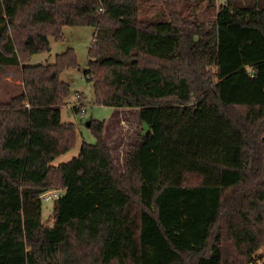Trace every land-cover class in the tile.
Here are the masks:
<instances>
[{
    "label": "trees",
    "instance_id": "obj_1",
    "mask_svg": "<svg viewBox=\"0 0 264 264\" xmlns=\"http://www.w3.org/2000/svg\"><path fill=\"white\" fill-rule=\"evenodd\" d=\"M184 1L0 0V69L20 66L22 78L0 99V264H264V0H227L204 22ZM67 25L95 27L86 77L96 101L137 111L121 167L97 119V142L53 164L76 141L61 73L77 57L27 61ZM208 98L234 109L241 140L220 146L216 183L163 181V108ZM54 188L50 226L41 196Z\"/></svg>",
    "mask_w": 264,
    "mask_h": 264
},
{
    "label": "rangeland",
    "instance_id": "obj_2",
    "mask_svg": "<svg viewBox=\"0 0 264 264\" xmlns=\"http://www.w3.org/2000/svg\"><path fill=\"white\" fill-rule=\"evenodd\" d=\"M227 0H215V7L210 0H185L186 13L195 12L200 22L214 17L222 4ZM254 2V0H242ZM62 38L50 37V50L41 51L29 56L27 65L54 63L56 56L72 48L75 51L78 66L63 70L61 79L70 84V95L61 108L62 121L74 123L77 128L75 144L66 153L53 162L54 165L70 161L77 156L84 142L95 144V134L87 122L91 119L106 121V136L113 142L117 162L122 166L128 145L136 139L140 130L138 114L134 108H113L99 104L95 99L93 82L86 77L89 70V48L94 43L95 27L89 25L64 26ZM21 67H3L0 69V99L9 100L22 90ZM214 98V95H211ZM211 99L187 107L163 108V181L173 184L198 185L214 184L218 180L215 163L219 160L220 146L224 143L239 142L241 134L228 119V115L237 120L232 108L219 110ZM83 105L84 116L73 111L74 105ZM239 115L262 116L260 109L247 111L238 107ZM260 118V119H259ZM60 188V187H59ZM59 188H54L59 189ZM51 189V190H54ZM55 200L43 199L42 218L52 226V214ZM256 257L264 261V244ZM197 256H192L194 264Z\"/></svg>",
    "mask_w": 264,
    "mask_h": 264
},
{
    "label": "built area",
    "instance_id": "obj_3",
    "mask_svg": "<svg viewBox=\"0 0 264 264\" xmlns=\"http://www.w3.org/2000/svg\"><path fill=\"white\" fill-rule=\"evenodd\" d=\"M84 113H85V108H82L80 112L81 117L84 116ZM62 193H63L62 189L51 190L44 193L41 197L45 200H51V199L53 200L59 198L62 195Z\"/></svg>",
    "mask_w": 264,
    "mask_h": 264
},
{
    "label": "crops",
    "instance_id": "obj_4",
    "mask_svg": "<svg viewBox=\"0 0 264 264\" xmlns=\"http://www.w3.org/2000/svg\"><path fill=\"white\" fill-rule=\"evenodd\" d=\"M121 109V108H120ZM107 127H108V124L106 123V132H108L107 131ZM112 143V145H113V142H111ZM130 144V143H129ZM129 146V145H128ZM123 164V163H122ZM199 185V184H198Z\"/></svg>",
    "mask_w": 264,
    "mask_h": 264
},
{
    "label": "water",
    "instance_id": "obj_5",
    "mask_svg": "<svg viewBox=\"0 0 264 264\" xmlns=\"http://www.w3.org/2000/svg\"><path fill=\"white\" fill-rule=\"evenodd\" d=\"M87 125H89V121L87 122Z\"/></svg>",
    "mask_w": 264,
    "mask_h": 264
}]
</instances>
